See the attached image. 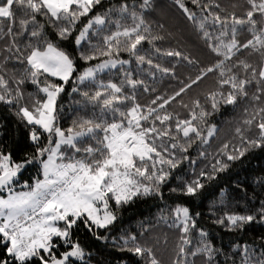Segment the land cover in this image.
<instances>
[{"label":"snow or ice","instance_id":"6c2138e0","mask_svg":"<svg viewBox=\"0 0 264 264\" xmlns=\"http://www.w3.org/2000/svg\"><path fill=\"white\" fill-rule=\"evenodd\" d=\"M172 3L198 55L158 46L179 25L157 0H0V264H264V231L244 239L264 170L230 174L264 152V0ZM238 108L237 146L198 168L211 118ZM146 201L155 223L126 224Z\"/></svg>","mask_w":264,"mask_h":264},{"label":"trees","instance_id":"16d2710c","mask_svg":"<svg viewBox=\"0 0 264 264\" xmlns=\"http://www.w3.org/2000/svg\"><path fill=\"white\" fill-rule=\"evenodd\" d=\"M225 2L227 3L228 0H225ZM157 4L160 5L167 12L168 16L172 17L173 20L179 25V27L177 28H172L166 24V27H168L170 31H174V38H169L166 41L161 42L158 46L161 48L184 47L186 51L191 52L193 55H198L199 49L192 43L190 27L187 26L186 22L183 21L181 12L177 7L173 5L172 0H157ZM156 18L158 17L153 16V19ZM145 47L147 48L148 46L145 45ZM163 62L169 63L170 58ZM177 71L178 75L181 77V79H183L188 75H193L196 72V69L194 67L188 66L185 63H181L180 65H178ZM205 83L207 84V81ZM177 86V81L167 77L156 84L157 89L160 91H170L172 88H175ZM196 91H199V89H194L192 94H195ZM67 102L68 101L66 100L65 103ZM221 112L223 114H217L211 118L212 122L218 125L219 131L215 135V138L210 141L209 145L205 146V148L203 149L207 154V159L203 161H200L198 159V168L202 167L204 164H211L213 162V157H215L219 151H222L221 145L226 143L228 145V151H231L234 146H237L238 137H236L234 133V127L236 126L238 119L242 117V112L239 108L236 109L235 112H224L223 109L221 110ZM262 170H264V152H261L257 149L246 154V159H244L242 162H235L230 169V174L235 177L238 173L239 178L241 180H245V186H247L251 184L254 177L260 175ZM27 175L28 174L26 173L25 176ZM221 177H223V179L218 178L217 181L210 182L209 185L206 186V197L203 204L198 210L206 212L208 202L213 200L215 195L217 194L215 192L216 186L218 184L223 186V184L229 183L226 178V174H221ZM249 192H251V188H249ZM230 195L232 198L233 207L236 206V201L241 200L244 197V193L239 191H231V189ZM157 212L158 209L154 206L152 201L141 202L124 212V222L126 224H135L137 220L148 219L152 220L153 223H155L153 218L157 215ZM158 230L166 231L163 225H160ZM261 231H264V229H261L259 226H257L254 233H245L244 239H251L252 235L258 234ZM217 232H220V230L217 229ZM220 235L223 236L225 243L233 239L230 234L220 232ZM169 238L172 239L171 233H169ZM161 254L162 258L167 264L168 254L163 252V250Z\"/></svg>","mask_w":264,"mask_h":264}]
</instances>
